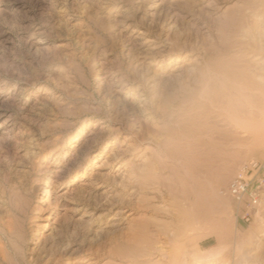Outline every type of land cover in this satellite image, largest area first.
<instances>
[{"label":"rangeland","instance_id":"374dc122","mask_svg":"<svg viewBox=\"0 0 264 264\" xmlns=\"http://www.w3.org/2000/svg\"><path fill=\"white\" fill-rule=\"evenodd\" d=\"M156 3L0 0V264H66L67 240L82 246L74 264H258L244 229L264 195L252 205L230 187L264 164V144L241 124L264 123V61L244 68L264 0H177L180 61L166 74L157 63L147 86L121 33ZM126 9L133 18L117 23ZM107 72L130 89L115 93L123 85Z\"/></svg>","mask_w":264,"mask_h":264},{"label":"bare ground","instance_id":"6f19581e","mask_svg":"<svg viewBox=\"0 0 264 264\" xmlns=\"http://www.w3.org/2000/svg\"><path fill=\"white\" fill-rule=\"evenodd\" d=\"M176 1L177 0H157V3L152 7V11L147 16L144 15V17L142 18L141 21H138L137 19H134L133 17H131L130 12L127 9L123 10V11L121 10L117 16V18H119V19L115 20L117 23H121L125 20H130L129 18H133V20H130V23L126 26L124 31H122L121 38L124 41L127 40L129 42L128 43L129 49L127 50V52H128V55H127L128 60L127 61L130 62V67H132V69L134 70V72H136V74L137 73L141 74V78L143 80H145V82H147V84H146L147 86H153L152 84H154V82L156 81L153 79V77H150V75L153 74L155 76L156 72H153L152 68H154L155 65H157V63L163 64L162 66H160V71L164 72V68L166 67V66L164 67V63L166 61H170V62L177 61L176 63H178L180 61L179 54H178V52H176L177 50H175L172 46L173 41H174V40H172V38H173L172 37V30L174 29V27L177 24L178 19H179L178 15H176L177 12L174 13L172 11V8H173L172 5L174 6V3ZM199 1L201 2L202 5L207 4L206 7H209L216 2V0H199ZM254 15H256V13H254ZM254 15L252 14L250 17V18H252V21L251 20L249 21V19L247 18L249 23L251 22L250 23L251 27L247 28V34L248 35L247 34L246 35H247V37L249 36L248 38H250V39H248V42L250 40L251 43L249 44V46H250L249 49L245 48V49H247V52L245 50L247 55L243 51L245 53V55L251 59L250 60V59L246 58L248 61H245V62L243 60L244 65H245L244 68L246 67L249 70L261 68L262 63L264 61V48H260L262 46L258 47L256 44V42H257L256 40H258L259 43L264 41V26H262L261 24L259 25V23L257 24V21L254 19ZM262 18H263V16H262ZM139 27H141V29H142V31L140 33L142 36H141V38H139V39H141L140 41L132 39V34ZM154 29L158 30V32H156ZM153 31H155L153 39H151L150 37H147V35L149 33H152ZM242 49H244V48H242ZM187 57L188 56H186V58ZM242 57H244V59H245V56H242ZM131 58L134 59L135 62L132 63ZM197 58L198 57H196L195 59H197ZM186 63H187V61H186ZM186 63L184 62L182 65H175L170 71V74H171L170 76H173L176 73L180 74V72L186 66L187 67L190 66L189 64H186ZM191 63L192 62H190V64ZM161 67H163V68H161ZM164 73L166 74V72H164ZM105 74H106L105 78L109 82L111 87H115L117 85H123L121 91H119V92L115 91V93H124L130 89L128 87L129 85L127 84L128 81H126L124 79L126 77L118 78V76H119L118 74L111 73V72H109V73L107 72ZM174 77H175V75H174ZM171 78H173V77H171ZM138 80H140V79H138ZM138 80L136 79V81H138ZM143 85H145V84H143ZM143 85L139 84V86H137V91L140 90V88H142ZM236 106L238 107V104H236ZM239 110H241V108H239ZM232 115H230L231 118H235V116L233 117ZM10 118H12V117L9 116V119ZM241 124L244 126V128L249 130V132L252 135H254L255 144H259V145L262 143L264 144V123H253V122L241 121ZM121 126L122 125H118V127L112 128L109 125H103V126L98 125V130L118 133L119 131L122 130ZM124 147H126V146H116V148L118 149L117 153L118 152L119 153L124 152L126 150V149L125 150L123 149ZM57 173H58L57 171L54 172V176H56ZM241 177H243V176H241ZM153 200H154V198H153ZM206 211H207V208H206ZM90 213L91 212H88V210H86L85 214L83 216H85V217L90 216L91 215ZM99 218H100V216H99ZM37 219H38V217H37ZM90 219H92V218H90ZM114 219L115 218H111L109 220V223H110L109 227H118L119 226V224L117 222H114V221H116ZM43 221H48V219H44ZM87 222L88 221L84 222L83 220L82 221L80 220V222L78 224L80 226H83V225L87 224ZM89 222H90V220H89ZM44 228L46 230L49 228V226L46 224L44 226ZM98 234H100V232ZM61 242H63V241H61ZM46 243H47V239L45 237H42L40 240H38L36 242L35 247L38 248V245L41 244V246H42L41 248L43 250L46 247ZM42 250H41V252H42ZM59 252H60L59 254H60L61 259L67 261L66 264H74V262H76V261L77 262L81 261L78 259H79L80 255L82 254V246H81V244L78 245L74 240L73 241L67 240L66 242L64 241V243L61 244V247L59 248Z\"/></svg>","mask_w":264,"mask_h":264},{"label":"built area","instance_id":"2783aa9c","mask_svg":"<svg viewBox=\"0 0 264 264\" xmlns=\"http://www.w3.org/2000/svg\"><path fill=\"white\" fill-rule=\"evenodd\" d=\"M244 174L231 185L232 195L237 201L248 196L252 205H258L260 196L264 195V164L252 163Z\"/></svg>","mask_w":264,"mask_h":264},{"label":"crops","instance_id":"0c3cea01","mask_svg":"<svg viewBox=\"0 0 264 264\" xmlns=\"http://www.w3.org/2000/svg\"><path fill=\"white\" fill-rule=\"evenodd\" d=\"M261 206L257 210L254 222L244 229L248 235L249 243L258 253V264H264V202Z\"/></svg>","mask_w":264,"mask_h":264}]
</instances>
